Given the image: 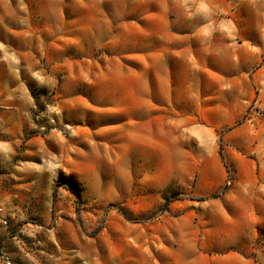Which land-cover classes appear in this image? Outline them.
I'll return each instance as SVG.
<instances>
[{
  "label": "rangeland",
  "instance_id": "1",
  "mask_svg": "<svg viewBox=\"0 0 264 264\" xmlns=\"http://www.w3.org/2000/svg\"><path fill=\"white\" fill-rule=\"evenodd\" d=\"M192 94L264 149V0H0V264H264V210L249 250L192 243Z\"/></svg>",
  "mask_w": 264,
  "mask_h": 264
},
{
  "label": "crops",
  "instance_id": "2",
  "mask_svg": "<svg viewBox=\"0 0 264 264\" xmlns=\"http://www.w3.org/2000/svg\"><path fill=\"white\" fill-rule=\"evenodd\" d=\"M191 100L192 110L196 108V113L209 124L206 131L192 126L194 133L205 138V145L194 147V153L200 157L191 162V168L196 171L191 185V200L211 199L215 206L214 212L201 217L214 227L211 242L207 246L199 243L195 240L199 232H195V242L192 243L196 249L204 250L225 251L232 247L240 251L249 250L248 245L255 240L261 225L255 218L259 217V211L264 210V149L244 145L239 130L225 135V140L234 145L227 146L222 152L210 145L208 138L211 132H215V128L231 126L245 111V106L233 105V101L228 96L224 98V94L214 99L215 102L206 99L201 103L193 94ZM184 121L195 123L194 117ZM229 179L233 182L232 188L222 193L231 184ZM242 219L249 221V226L241 227Z\"/></svg>",
  "mask_w": 264,
  "mask_h": 264
},
{
  "label": "built area",
  "instance_id": "3",
  "mask_svg": "<svg viewBox=\"0 0 264 264\" xmlns=\"http://www.w3.org/2000/svg\"><path fill=\"white\" fill-rule=\"evenodd\" d=\"M2 211V209H0V212ZM2 222L4 223V224H6L7 223V221H6V219H2ZM2 261L5 263V264H11V259H10V257L9 256H7V255H3L2 256Z\"/></svg>",
  "mask_w": 264,
  "mask_h": 264
},
{
  "label": "trees",
  "instance_id": "4",
  "mask_svg": "<svg viewBox=\"0 0 264 264\" xmlns=\"http://www.w3.org/2000/svg\"><path fill=\"white\" fill-rule=\"evenodd\" d=\"M214 197H216V195ZM198 201H203V200L202 199H199Z\"/></svg>",
  "mask_w": 264,
  "mask_h": 264
}]
</instances>
